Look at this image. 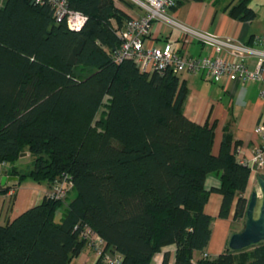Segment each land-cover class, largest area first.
Listing matches in <instances>:
<instances>
[{
  "label": "trees",
  "instance_id": "16d2710c",
  "mask_svg": "<svg viewBox=\"0 0 264 264\" xmlns=\"http://www.w3.org/2000/svg\"><path fill=\"white\" fill-rule=\"evenodd\" d=\"M65 2L87 17L81 31L57 23L48 6L0 0V170L15 185L50 189L67 175L75 192L60 221L62 203L45 196L0 225V264H70L87 246L86 229L103 242L96 264L105 254L118 264H150L171 244L174 264H264V241L193 262L210 240V192L222 196V219L237 197L233 219L243 221L251 171L236 161L227 130L213 155V128L184 116L181 74L147 75L130 60L115 62L117 30L130 17L114 0ZM229 14L256 16L245 0ZM26 153L32 164L23 172L15 164ZM210 173H221L220 186L208 191ZM9 189L2 186L0 196Z\"/></svg>",
  "mask_w": 264,
  "mask_h": 264
},
{
  "label": "crops",
  "instance_id": "0c3cea01",
  "mask_svg": "<svg viewBox=\"0 0 264 264\" xmlns=\"http://www.w3.org/2000/svg\"><path fill=\"white\" fill-rule=\"evenodd\" d=\"M240 1L179 0L177 6L169 14L184 25L253 46L254 39L264 34V23H258V14L250 7L249 0L245 1L248 2L247 6L249 5L248 7L255 12L254 20L239 21L230 16V8ZM114 5L130 18H139L144 15V12L132 3L124 4L119 0H114ZM165 42H172L173 49L179 50L181 46L179 32L163 24H153L145 44L160 47ZM205 54L204 46L198 43L191 45V56L201 57ZM247 62L249 68L252 69L254 59L250 58ZM180 80L185 82L187 88L183 103L184 116L195 124H207L213 128L212 154H218L223 133L227 130L231 136L232 146L234 149L240 150V156L251 157L254 148L259 144L253 130L264 114V97L261 96L264 90V82L212 83L217 86L208 89L201 83L205 81L201 74L183 73L180 75ZM29 158L32 157L26 153L23 158L16 162L19 166L18 170H22V166H28L24 164V160ZM238 159L236 156V161ZM220 174H208L204 188L208 191L212 188H218L220 186ZM257 175L264 176V169L261 173L250 174L244 193L247 200L251 195L250 190L254 186V182H257ZM15 184L16 181L6 183L10 189L0 196V225L2 226L11 223L27 210L40 205L50 191L49 185L45 183L35 184L24 181L19 185ZM236 199L237 197L232 203L229 217L222 219L219 218L222 196L210 192L208 201L204 206V212L212 218L210 240L203 252H193V262L202 258L212 259L219 256L227 248L232 233L241 230V222L233 219ZM65 203V206L57 210L56 221L61 220L69 202ZM175 253V245L164 246L159 253L154 255L150 264H162L164 254L168 255V264H174ZM97 261L98 258L94 250L86 246L70 264H96Z\"/></svg>",
  "mask_w": 264,
  "mask_h": 264
},
{
  "label": "built area",
  "instance_id": "2783aa9c",
  "mask_svg": "<svg viewBox=\"0 0 264 264\" xmlns=\"http://www.w3.org/2000/svg\"><path fill=\"white\" fill-rule=\"evenodd\" d=\"M32 1L38 6H48L53 12L55 21L63 22L70 31L79 32L86 24L87 17L78 11L70 10L65 0ZM129 1L141 9L144 15L130 18L117 30L120 46L114 53L116 63L130 60L141 73L147 75L166 72L174 75L201 74L205 81L215 84L235 81L242 84L252 81L264 82V34L256 37L253 46H249L179 23L169 14L178 0ZM156 23L179 32L181 45L179 50L173 49L172 42H165L160 47L145 44L152 25ZM193 43L204 46L206 54L201 57L191 56L190 47ZM250 58L254 59L252 69L247 62ZM261 96L264 97V90ZM253 133L259 144L254 148L251 157L240 156L239 149H235V155L239 158L237 161L247 166L254 175L264 169V114L260 117ZM72 187L67 175H63L46 196L52 200L64 201ZM83 236L87 240L88 247H91L96 257L100 258L103 244L101 238L88 229ZM103 262L118 264L119 258L105 254Z\"/></svg>",
  "mask_w": 264,
  "mask_h": 264
},
{
  "label": "water",
  "instance_id": "95a60500",
  "mask_svg": "<svg viewBox=\"0 0 264 264\" xmlns=\"http://www.w3.org/2000/svg\"><path fill=\"white\" fill-rule=\"evenodd\" d=\"M26 154H21L23 158ZM17 181L16 177L7 176L1 172L0 186ZM256 181L261 196L252 191L247 200L245 216L242 221V229L232 233L228 240L227 248L231 251H242L264 241V176L257 175Z\"/></svg>",
  "mask_w": 264,
  "mask_h": 264
},
{
  "label": "rangeland",
  "instance_id": "374dc122",
  "mask_svg": "<svg viewBox=\"0 0 264 264\" xmlns=\"http://www.w3.org/2000/svg\"><path fill=\"white\" fill-rule=\"evenodd\" d=\"M126 1H128L129 3H132L129 0H126ZM235 1H238V0H235ZM249 4H250V7L252 9H254L255 12H257V14H258V23H264V0H249ZM201 83L204 85V87H206L208 89L215 88L217 86V85H214V84H212L210 82H205V81H202ZM107 100H108V98L106 97L104 99V101H103V104H102L101 108L99 109V112L96 115V120H98L99 118H103L104 117V114L106 113ZM24 164H26L28 166H22L21 169H22L23 172H26V171H28L31 168L30 164H32V158L24 160ZM16 167H17V169H19L18 164H16ZM250 191L251 192L255 191V192L258 193V195L261 196V193H260V190L258 188L257 182H254V186L251 188ZM74 195H75V192L70 190L68 192L67 198L64 201H61L62 206H65V204H66L65 202H69L74 197ZM240 222H241V225H242V221H240ZM241 229H242V227H241Z\"/></svg>",
  "mask_w": 264,
  "mask_h": 264
}]
</instances>
